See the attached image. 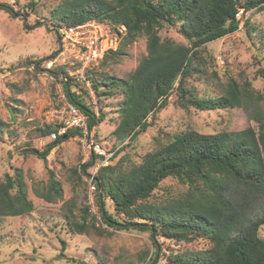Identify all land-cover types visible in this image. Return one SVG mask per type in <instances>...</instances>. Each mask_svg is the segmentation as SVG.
Here are the masks:
<instances>
[{"label":"trees","instance_id":"1","mask_svg":"<svg viewBox=\"0 0 264 264\" xmlns=\"http://www.w3.org/2000/svg\"><path fill=\"white\" fill-rule=\"evenodd\" d=\"M263 5L264 0H60L52 11L53 17L65 23L63 26L107 20L119 38L117 47L103 55L104 60L123 55L138 36L146 37L147 53L126 78L89 80L87 74L82 81L89 82L97 100L102 83L113 92H122L120 118L112 131L118 138L133 139L145 130L151 124L148 116L166 105L173 90L178 92L183 107L200 111L241 107L255 123L213 133L186 129L148 151L137 163L123 165L118 158L113 164L100 166L94 174H88L82 169L86 163L82 164L80 174L92 177L98 214L107 226L148 231L153 240L165 237L180 244L198 239L206 242L199 249L180 245L166 256V264H264V238L258 233L264 224V96L250 84L241 86L231 78L218 94L198 95L185 85L200 56L199 48L236 31L239 8L245 12ZM0 8L13 12L1 2ZM243 22L247 26V19ZM120 24L126 28L123 33L116 28ZM164 24L177 27L186 43L162 37L160 28ZM55 32L59 35L58 27ZM261 37L264 43V34ZM63 78L65 100L86 116L87 127L92 130L104 114L96 115L82 94L71 89L76 83L66 72ZM3 125L0 119V133ZM59 125L64 126L43 130L44 135L55 132L44 149L28 148L24 152L46 163L53 147L74 134L82 135L75 126L59 134ZM48 173L47 186L38 193L53 201L60 196V186L52 170ZM168 176L187 184L186 189L175 197L152 199L159 183ZM106 199L123 220L108 211ZM32 209L22 170L14 168L12 175L6 173L0 181V216H18ZM82 211L89 218L85 215L82 222H72L78 231L87 229L90 219L95 218L88 207ZM64 243L62 240L63 247ZM148 258L145 264L154 260L152 255ZM75 262L85 264L79 259Z\"/></svg>","mask_w":264,"mask_h":264},{"label":"rangeland","instance_id":"2","mask_svg":"<svg viewBox=\"0 0 264 264\" xmlns=\"http://www.w3.org/2000/svg\"><path fill=\"white\" fill-rule=\"evenodd\" d=\"M0 2L13 10L0 8V119L4 123L0 133V181L6 173L12 175L14 168H21L27 196L33 204L32 211L25 214L0 216V264H80L76 259L85 264H145L151 255L154 260L150 264H166V256L180 245L193 249L205 247L202 239L183 244L165 237L153 240L148 231L133 227L116 229L101 222L94 194L89 191L88 176L80 174L82 164L86 163L82 169L94 174L100 166L113 164L118 158L123 165L137 163L148 151L186 129L213 133L255 124L246 112L241 107L213 111L183 107L178 92L173 90L166 105L148 116L151 124L145 130L133 139H120L112 131L120 118L122 92H113L102 83L97 100L89 82L82 81L87 74L89 80L101 81L105 76L126 78L147 53L146 37L138 36L123 55L105 60L102 57L81 76L79 52L55 32L65 24L52 16L60 0ZM238 12L240 24L236 31L199 48L200 56L185 81L198 95L222 93L224 84L231 78L241 86L250 84L264 96V43L261 39L264 5L245 12L239 8ZM246 19L247 26L243 22ZM102 23L106 32L107 27L112 26L107 20ZM107 34L112 37L111 33ZM160 34L186 43L177 27L164 24ZM105 39L107 41V37ZM64 72L76 83L71 89L82 94L96 115L103 113L104 119L86 138L74 134L53 147L44 163L24 150H42L55 138L52 137L55 132L44 135L43 130L63 124L58 127V133H62L68 127L69 104L62 90ZM90 140L105 150V157L91 153L87 145ZM48 170H52L60 186V196H55L53 201L38 193L47 186ZM186 187L187 184L168 176L159 183L152 199L178 196ZM106 202L115 219L123 220L112 210L110 199ZM87 207L95 218L90 219L87 229L78 231L72 222H82L85 215L88 220L89 215L82 211ZM258 233L264 238V224Z\"/></svg>","mask_w":264,"mask_h":264},{"label":"built area","instance_id":"3","mask_svg":"<svg viewBox=\"0 0 264 264\" xmlns=\"http://www.w3.org/2000/svg\"><path fill=\"white\" fill-rule=\"evenodd\" d=\"M236 15L239 17V12ZM92 21L94 20H88L86 22L70 26H63L59 30V36H63L70 44H72L81 56L82 62L79 59L81 76H83V71L86 70L92 63L101 59L108 50L114 49L118 45L119 36L114 29L109 26L107 27L108 30L106 32L104 24L97 21V23H93ZM116 28L121 33H123L126 29L123 24L116 26ZM108 32L112 34V37H108ZM106 37L109 42L106 41ZM66 123L68 127H79L84 138L87 137V134L88 136L89 134H92L91 130L87 127L86 116L79 109L71 106L70 104L68 105V118ZM62 131L64 132V130ZM52 137H55L54 133H52ZM87 145L93 155L106 156L105 150L97 144V142L95 143V141L93 142L90 140L87 142ZM88 180L89 191L93 194L95 186L92 183V177L88 178Z\"/></svg>","mask_w":264,"mask_h":264},{"label":"water","instance_id":"4","mask_svg":"<svg viewBox=\"0 0 264 264\" xmlns=\"http://www.w3.org/2000/svg\"><path fill=\"white\" fill-rule=\"evenodd\" d=\"M24 20H25V18H24ZM155 261H156V258H155Z\"/></svg>","mask_w":264,"mask_h":264}]
</instances>
